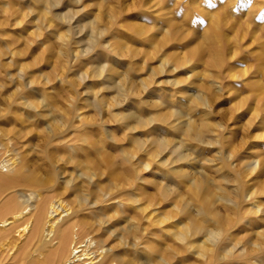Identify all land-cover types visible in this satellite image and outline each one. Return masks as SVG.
<instances>
[{
  "label": "rangeland",
  "instance_id": "374dc122",
  "mask_svg": "<svg viewBox=\"0 0 264 264\" xmlns=\"http://www.w3.org/2000/svg\"><path fill=\"white\" fill-rule=\"evenodd\" d=\"M187 123L197 127L180 134L189 159L170 162ZM161 137L171 144L160 151ZM0 139L62 205L114 197L78 217L135 264L202 261L183 245L174 252L172 229L187 215L178 206L189 201L188 215L201 217V195L178 182L176 167L208 175L211 195L254 189L258 213L243 214L246 195L239 207L215 201L230 223L219 245L240 241L262 259L264 0H0ZM134 222L138 254L120 241H133L135 228H125Z\"/></svg>",
  "mask_w": 264,
  "mask_h": 264
},
{
  "label": "bare ground",
  "instance_id": "6f19581e",
  "mask_svg": "<svg viewBox=\"0 0 264 264\" xmlns=\"http://www.w3.org/2000/svg\"><path fill=\"white\" fill-rule=\"evenodd\" d=\"M177 128L179 136L177 142L171 146V152L175 154L170 162L188 161L189 154L185 153L186 148L182 149L185 146L182 135L197 127L187 123L185 126L180 124ZM194 132L197 140H200V132L197 130ZM170 144L171 139L169 138L157 140V148L160 151ZM253 159L255 164L252 160L246 164L247 170L250 172L256 168L257 164L259 165L260 161L257 156ZM166 161L162 160V165H165ZM188 165L191 167V164ZM174 172L178 182L191 187L193 194L201 195L198 214L202 217L195 219L188 215L189 201L184 203V206H182L183 204L178 206L176 214L186 213L187 215L185 220L182 219V216H176L177 220L172 229V235L176 240L174 252L179 254L182 251V245L188 251L194 250L193 252L199 255L202 260L197 264H242L247 261H251L253 264H264V257L258 259L255 254H252L254 249H248L243 242L242 244L240 241L234 240L233 242L232 239L231 242H228L224 239L225 245L222 247L219 245L222 235L230 239L228 230L230 223L227 220H221L223 217L215 208V201L224 202L228 207H239V197L246 195L251 200V206L246 208L247 210H244L243 214L258 213L263 208L260 203L256 202L257 192L254 189L246 191L236 189L234 190V198L224 192L211 195V189L208 185H206V191L202 190L205 183L211 182L208 175H196L192 173L193 171L186 170L182 166L176 167ZM198 172L201 173V170ZM83 174L86 172L81 171L78 175ZM88 177L92 179L91 176H86V178ZM67 183H71V180H67ZM160 184L162 194L165 195L170 189L172 190L163 182ZM174 189L177 190L178 187H174ZM57 194L58 192L52 188V185L31 176L28 173L24 158L19 153L14 152L8 142L0 139V264H135L133 259H125L121 254L114 252L113 248L108 247L104 239L96 233L94 226L87 224L78 217V211L84 205L90 207L104 200H112L114 197L106 193L93 201L85 197L83 202H79L78 207L70 208L66 204L62 205L63 202L56 197ZM133 194L134 201L137 202L138 193L134 192ZM114 203L117 206L123 204L122 201H118V204ZM115 205L113 204V206ZM60 207L61 209H59ZM62 212L65 213L61 214ZM53 213H56L57 216ZM168 218L164 214L160 221L163 222ZM107 221L100 218L98 224L101 227ZM132 227L136 231L132 233L133 241L130 242L124 234H120V241L124 247L131 244L138 254L141 243L140 236L136 234L139 230L138 224L134 222L129 228H125V232L129 233ZM15 233H18V237L15 236ZM259 234L264 236V230ZM198 235L201 236L196 239ZM252 242L256 247L261 248L260 242Z\"/></svg>",
  "mask_w": 264,
  "mask_h": 264
},
{
  "label": "snow or ice",
  "instance_id": "6c2138e0",
  "mask_svg": "<svg viewBox=\"0 0 264 264\" xmlns=\"http://www.w3.org/2000/svg\"><path fill=\"white\" fill-rule=\"evenodd\" d=\"M211 2V0H209V3Z\"/></svg>",
  "mask_w": 264,
  "mask_h": 264
}]
</instances>
